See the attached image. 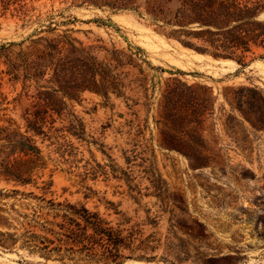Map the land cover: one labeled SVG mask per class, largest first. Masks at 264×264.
I'll return each mask as SVG.
<instances>
[{"label":"rangeland","instance_id":"1","mask_svg":"<svg viewBox=\"0 0 264 264\" xmlns=\"http://www.w3.org/2000/svg\"><path fill=\"white\" fill-rule=\"evenodd\" d=\"M165 1L0 0V264H264L263 51L182 45ZM64 36L123 87L54 93L31 137L82 73L35 63Z\"/></svg>","mask_w":264,"mask_h":264},{"label":"trees","instance_id":"2","mask_svg":"<svg viewBox=\"0 0 264 264\" xmlns=\"http://www.w3.org/2000/svg\"><path fill=\"white\" fill-rule=\"evenodd\" d=\"M163 7V8H162ZM264 0H167L155 13L154 17L166 25L175 27L169 35L177 38L184 46L195 49L200 53H209L214 57H232L243 59L247 54L262 50L260 57L264 58ZM74 38L64 36L63 39H50L42 44L35 63L52 70L59 69L62 73L74 66L82 67L79 78L67 79L72 81L71 91L51 88V91L41 92L47 97L39 98L32 105L33 109L26 112V129L31 131V137L41 136L50 138L51 133L45 130L48 119L56 112V103L60 101L54 95L61 92L71 98L72 90H91L107 97L109 93L118 95L123 87L118 74L111 73L103 62H98L84 48L74 44ZM139 48L140 47H136ZM142 50V49H141ZM67 72L62 79H66ZM117 75V77H116ZM244 90V87L238 88ZM255 92L254 89H250ZM260 106L264 109V94L258 92ZM237 110L245 115L240 107ZM51 111V112H49ZM196 114H201L196 111ZM18 144L22 151L39 153V148L30 136L20 135ZM25 174V173H23ZM22 177V182H28Z\"/></svg>","mask_w":264,"mask_h":264},{"label":"water","instance_id":"3","mask_svg":"<svg viewBox=\"0 0 264 264\" xmlns=\"http://www.w3.org/2000/svg\"><path fill=\"white\" fill-rule=\"evenodd\" d=\"M263 14V13H262ZM262 14H261V16H262Z\"/></svg>","mask_w":264,"mask_h":264}]
</instances>
